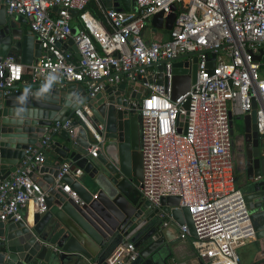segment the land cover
Here are the masks:
<instances>
[{
	"label": "built area",
	"instance_id": "1",
	"mask_svg": "<svg viewBox=\"0 0 264 264\" xmlns=\"http://www.w3.org/2000/svg\"><path fill=\"white\" fill-rule=\"evenodd\" d=\"M91 1L102 19L87 9ZM4 5L6 15L28 20L41 54L30 65H23L18 56L0 57V90L17 93L24 83L56 89L82 84L86 98L70 118L45 127L40 148H28L16 172L0 180V221L21 220L29 208L31 213L47 211L49 191L29 174L44 161L53 135L76 134L80 125L74 126L73 120L89 129L95 143L88 154L98 156L103 140L88 123V103L106 86L114 93L125 83L130 92L140 93L131 103L138 112L141 198L155 210L162 198L177 197V208H186L191 217L194 248L203 246L210 254L242 264L236 250L255 240V231L244 196L235 186L230 115L232 122L242 118L256 103V132L264 142V0H131L129 11L107 8L101 0H4ZM71 11L77 12L82 26L75 36ZM160 12L176 15L172 29L166 39L146 41L145 28ZM212 56L214 67L208 68ZM193 58L195 83L173 99L174 63H188L183 68L190 74ZM69 168L68 162L60 165L50 190L61 188L81 206L76 191L62 183ZM164 216L158 213L160 219ZM163 222L166 227L168 220ZM176 236L185 240L187 227H179ZM138 257L128 245L112 264H131Z\"/></svg>",
	"mask_w": 264,
	"mask_h": 264
},
{
	"label": "water",
	"instance_id": "2",
	"mask_svg": "<svg viewBox=\"0 0 264 264\" xmlns=\"http://www.w3.org/2000/svg\"><path fill=\"white\" fill-rule=\"evenodd\" d=\"M101 1L107 8L130 10L131 0ZM70 15L74 18L77 12L71 11ZM175 19L174 13L164 16L160 12L152 17L150 26L154 33L170 31ZM19 25L27 26L28 20L6 15L4 0H0V57L19 55L23 65L36 63L41 54L39 41L30 30ZM76 34L73 30L72 36ZM68 45L79 57L72 40ZM214 58L209 59L208 68L214 67ZM196 62L193 58L190 74L183 68L188 63H174L173 99L185 94L195 83ZM112 91L113 88L106 86L88 103L91 112L88 123L103 140L96 158L88 154L95 143L93 136L77 120H73V125L80 127L73 137L65 131L58 134L63 144L54 140L56 135L50 138L44 161L29 174L43 191H49L45 201L47 211L31 214L24 211L21 220L0 221V264H86L94 259L100 264H112L116 258L109 262L105 256L116 249L120 254L128 245L138 251V260H145L163 246L180 241L176 235L181 226L185 225L188 235L196 238L188 210L177 208V197L162 198L155 210L141 198L138 112L131 103L139 99L140 93L130 92L125 83ZM85 98L82 84H68L61 89L34 85L9 94L0 90V180L16 172L28 148H40L45 127L70 118ZM184 109H188V102ZM242 118L244 133L240 151L245 178L239 189L250 211L255 240L260 242L264 241V142L256 132V103L253 102L252 111ZM230 119L232 126L231 115ZM65 161L70 164V173L62 178V183L76 191L83 202L81 206L61 188L50 190ZM94 204L104 209L108 219L98 215ZM159 212L165 215L163 219L158 217ZM98 218L106 221V228L98 224ZM164 220H168L166 227ZM181 264H210V261L203 256Z\"/></svg>",
	"mask_w": 264,
	"mask_h": 264
},
{
	"label": "crops",
	"instance_id": "3",
	"mask_svg": "<svg viewBox=\"0 0 264 264\" xmlns=\"http://www.w3.org/2000/svg\"><path fill=\"white\" fill-rule=\"evenodd\" d=\"M89 12H91V11L89 10ZM98 19H102L101 15L99 16ZM71 25H72V30H74L76 33H78V31L82 29V26H81L77 16L72 18ZM19 27L20 28H27L29 30L28 25L25 27L23 25H19ZM166 37H167L166 31H157L156 33H154L153 30L151 29V27H150L149 31L144 32V38L146 41L152 40V39L163 40V39H166ZM18 57H19V55H18ZM24 79H25V81H27V76H25ZM29 86H31V85L24 83V84H20L19 88H26ZM67 114H69V112ZM54 140L58 143H61V144L64 143L63 138L58 136V135H56L54 137ZM240 148H241V143L239 144V151H240ZM240 153H241V151H240ZM239 159L241 161L237 166H239L240 177L238 179L237 184L235 181V186L237 188L240 187V185L242 184V182L244 181V178H245L243 156L242 157L240 156ZM65 162H68V161H65ZM233 172H234L233 174H234V180H235V167L233 168ZM72 176H74V175H72ZM74 178H78V176H74ZM238 184H240V185H238ZM94 205H95L94 208L97 210L98 215L99 216L102 215L103 217L105 216L107 218V216L105 215L104 209L101 208L100 206L96 205V204H94ZM25 211L27 214H31L30 208L25 210ZM105 223H106L105 220H103V219L99 220V218H98V224H100V226H102L103 228H106ZM193 240H194V238H191L188 235V237L185 240H180V241L173 242L169 245H165L162 248H160L158 251H156L155 253L150 255L147 259H145V260L139 259L133 264H181V263L189 262L191 260H194V259H197V258L203 257V256H207L209 258L210 264H218L219 263L218 261H216L217 260L216 253L210 254L207 251V249H205V248L203 250L195 249L193 244H192ZM239 248H240L239 257H240L242 264H264V252H263L264 243L263 242L251 240V241L244 243ZM118 255H119V251L116 249L111 254H107L106 256L105 255L104 256H105L106 260L111 262ZM86 264H100V263H98L97 259H94L92 261H89Z\"/></svg>",
	"mask_w": 264,
	"mask_h": 264
},
{
	"label": "rangeland",
	"instance_id": "4",
	"mask_svg": "<svg viewBox=\"0 0 264 264\" xmlns=\"http://www.w3.org/2000/svg\"><path fill=\"white\" fill-rule=\"evenodd\" d=\"M150 30V27L147 26L145 28L144 32H147ZM233 136L232 139L234 140V149H233V168L235 167V181L236 184L238 183V179L240 177V170L239 166H237L240 163V156L242 157V152L239 151V144L241 143L242 135L244 133V126H243V118H233ZM244 163V162H243ZM240 185V184H238ZM237 254L240 252V248L236 250Z\"/></svg>",
	"mask_w": 264,
	"mask_h": 264
},
{
	"label": "trees",
	"instance_id": "5",
	"mask_svg": "<svg viewBox=\"0 0 264 264\" xmlns=\"http://www.w3.org/2000/svg\"><path fill=\"white\" fill-rule=\"evenodd\" d=\"M87 9H89L91 11V13L96 17L99 18L100 13L98 11L97 5L95 4L94 1H91L88 6Z\"/></svg>",
	"mask_w": 264,
	"mask_h": 264
},
{
	"label": "bare ground",
	"instance_id": "6",
	"mask_svg": "<svg viewBox=\"0 0 264 264\" xmlns=\"http://www.w3.org/2000/svg\"><path fill=\"white\" fill-rule=\"evenodd\" d=\"M203 249H204L203 246H201L200 250H203ZM216 255H217L216 261H218L220 264H233V263L229 262L228 260L222 258L218 253H216Z\"/></svg>",
	"mask_w": 264,
	"mask_h": 264
},
{
	"label": "flooded vegetation",
	"instance_id": "7",
	"mask_svg": "<svg viewBox=\"0 0 264 264\" xmlns=\"http://www.w3.org/2000/svg\"><path fill=\"white\" fill-rule=\"evenodd\" d=\"M234 141V140H233Z\"/></svg>",
	"mask_w": 264,
	"mask_h": 264
}]
</instances>
